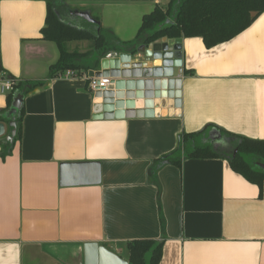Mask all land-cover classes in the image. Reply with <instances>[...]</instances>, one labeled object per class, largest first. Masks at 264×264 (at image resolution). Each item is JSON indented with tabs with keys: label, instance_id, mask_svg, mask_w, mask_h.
<instances>
[{
	"label": "crops",
	"instance_id": "1",
	"mask_svg": "<svg viewBox=\"0 0 264 264\" xmlns=\"http://www.w3.org/2000/svg\"><path fill=\"white\" fill-rule=\"evenodd\" d=\"M46 1L0 0V77L39 82L57 61L56 45L41 35ZM62 1L120 41L132 40L158 3ZM178 39V45L166 38L149 44L180 53L173 69L179 97L170 114L98 118L84 76L61 75L23 95L20 140L9 153L0 146V264H81L87 242L127 261L124 245L133 240L161 241L159 264H264V181L259 189L223 158L179 165L166 158L182 133L205 127V141L215 148L227 146L221 132L264 141V11L212 48L199 37ZM156 57L147 68L161 65ZM212 129L221 140H209ZM65 163L92 168L63 184Z\"/></svg>",
	"mask_w": 264,
	"mask_h": 264
},
{
	"label": "trees",
	"instance_id": "2",
	"mask_svg": "<svg viewBox=\"0 0 264 264\" xmlns=\"http://www.w3.org/2000/svg\"><path fill=\"white\" fill-rule=\"evenodd\" d=\"M62 1V0H61ZM145 1V0H125ZM163 6L155 5L153 10L141 18V24L135 37L130 41H120L100 25L85 21L76 25L66 21L55 5V0H47L45 26L41 30L43 40L56 45L59 55L55 63L49 66L44 80L39 82H18L6 95V107L0 110V122L7 126L4 114L8 111L14 97L23 95L41 87L45 81L59 77L66 71L82 77L94 68L98 58L107 53L128 52L134 54L139 46H148L156 40L195 38L202 39L206 48L227 42L246 30L264 11V0H166ZM63 2V1H62ZM88 42L86 51H70L68 44ZM189 74V72H184ZM12 79V78H10ZM14 80V79H13ZM87 84V83H86ZM23 109L15 115V135L11 142L0 138L3 151L9 153L15 142L21 137ZM210 127L196 133H182L178 139L176 151L167 156L169 163L179 165L183 159L223 158L230 168L247 182L261 189L264 171L255 167L257 162L264 163V141L253 140L221 132L227 140L225 148H215L205 141V134ZM3 157V154H0ZM128 264H159L162 242L154 240H133L124 245Z\"/></svg>",
	"mask_w": 264,
	"mask_h": 264
},
{
	"label": "water",
	"instance_id": "3",
	"mask_svg": "<svg viewBox=\"0 0 264 264\" xmlns=\"http://www.w3.org/2000/svg\"><path fill=\"white\" fill-rule=\"evenodd\" d=\"M59 7L61 16L63 12L67 16H75L84 19L86 22L99 26V22L92 19L87 12L71 11L65 8L61 0H55ZM68 10V11H67ZM71 16V17H72ZM179 39L174 43L178 45ZM159 53V57L153 61L160 60L161 65H153L147 68L146 65L152 54ZM139 54L141 61H134V55ZM172 60V64L163 67V62ZM180 53L174 52L166 47V44H153L146 47L139 46L134 54L131 53H107L95 62V67L87 72L88 77L108 78V85L94 92L93 113L98 118H141L158 117L161 110H171L174 99L179 97L180 78L173 77V69L179 66ZM152 61V63H154ZM139 64V65H137ZM179 75L181 70H178ZM23 97L18 94L11 103V113H18L22 107ZM177 114V111H174ZM8 120L7 126L12 128L9 135L5 137L11 142L15 135V117L9 116L8 111L3 115ZM96 118V117H95ZM6 125L0 122V138L5 136ZM210 141L221 140V134L216 129L208 133ZM90 166V167H89ZM255 167L264 171V163L257 162ZM90 169L92 165L84 163H65L60 166L61 182L63 184L67 177H77V172L83 169ZM75 176V177H74ZM72 178V180H74ZM97 183V177L91 182ZM85 182V181H80ZM81 264H128L115 253L99 246L95 242L82 244Z\"/></svg>",
	"mask_w": 264,
	"mask_h": 264
},
{
	"label": "built area",
	"instance_id": "4",
	"mask_svg": "<svg viewBox=\"0 0 264 264\" xmlns=\"http://www.w3.org/2000/svg\"><path fill=\"white\" fill-rule=\"evenodd\" d=\"M63 76L75 77V74L72 71H66ZM84 77L87 80V87L92 93L105 88L109 83L108 78L88 77L87 74ZM15 84L16 82L13 79L7 78L5 76L0 77V93L3 95H7L9 92L12 91Z\"/></svg>",
	"mask_w": 264,
	"mask_h": 264
},
{
	"label": "rangeland",
	"instance_id": "5",
	"mask_svg": "<svg viewBox=\"0 0 264 264\" xmlns=\"http://www.w3.org/2000/svg\"><path fill=\"white\" fill-rule=\"evenodd\" d=\"M150 1H155V0H150ZM167 3V1L166 0H158V3L157 4H155V5H158V6H163V5H165ZM151 4V3H150ZM155 7V6H154ZM68 11V10H67ZM72 10H70L69 9V13L71 12ZM78 12H81V11H78ZM63 15H64V19L66 20V21H68V22H77V23H79V24H85V20L84 19H82V18H78V17H75V16H67L66 14H65V12H63ZM91 16H96V13H92V15ZM78 44H74V42H72V44L71 45H75V46H78V47H76L77 49L76 50H84V51H86L87 49H88V46H89V43L88 42H77ZM71 51H72V49H70ZM11 107L8 109V113H9V116H14L15 117V115L17 114V113H11ZM6 129H7V127H6ZM6 132V131H5ZM7 135H5V137H6Z\"/></svg>",
	"mask_w": 264,
	"mask_h": 264
}]
</instances>
